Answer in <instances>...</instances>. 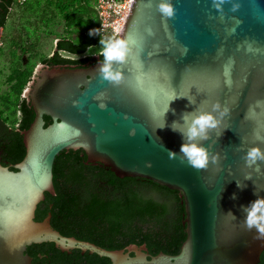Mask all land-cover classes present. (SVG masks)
Wrapping results in <instances>:
<instances>
[{
  "label": "water",
  "instance_id": "95a60500",
  "mask_svg": "<svg viewBox=\"0 0 264 264\" xmlns=\"http://www.w3.org/2000/svg\"><path fill=\"white\" fill-rule=\"evenodd\" d=\"M158 2L133 0L119 35L129 39L131 52L124 65H113L124 69L119 85L102 79L98 55L85 69L35 68L28 83L34 119L21 132L24 157L12 170L0 165V264H32L27 248L43 243L109 264H259L264 240L244 218L245 208L264 198V161L248 167L244 156L251 147L264 151V0H227L222 9L212 0H172V18L161 15ZM217 102L228 114L207 140L191 142L220 159L198 170L181 152L186 135L172 126L186 131L185 115L212 111ZM70 150H82L87 163L102 164L117 178L176 191L186 234L179 253L152 256L134 244L106 250L62 236L49 213L35 221L45 194L55 196L54 161Z\"/></svg>",
  "mask_w": 264,
  "mask_h": 264
},
{
  "label": "trees",
  "instance_id": "16d2710c",
  "mask_svg": "<svg viewBox=\"0 0 264 264\" xmlns=\"http://www.w3.org/2000/svg\"><path fill=\"white\" fill-rule=\"evenodd\" d=\"M94 2L27 0L23 6H18L15 0H1L0 28L6 27L13 9L21 15L37 14V19L46 26L55 19H61L70 38L58 39L57 51L85 55L90 46L100 50L97 36H89V29L97 26ZM89 60H93L92 56L72 62L86 63ZM16 74L14 90L20 93L26 75L14 69L9 81H13ZM20 114L19 130L25 131L34 114L27 110L24 103ZM44 119L45 126L51 123L49 118ZM0 151L2 163H7L12 170L11 165L19 163L25 154L20 132L0 135ZM52 172L55 196L45 194L44 201L37 206L35 221H42L49 213L51 227L62 236L89 242L106 250H122L134 244L145 245L152 256L179 253L186 234L182 224L184 206L176 191L141 178H117L104 165L87 163L82 150L61 152L54 161ZM32 247H36L41 254L55 252L52 262H56L55 257L60 254L51 243ZM85 255L87 264H109L106 258L89 253ZM259 264H264V251Z\"/></svg>",
  "mask_w": 264,
  "mask_h": 264
},
{
  "label": "clouds",
  "instance_id": "9594fccd",
  "mask_svg": "<svg viewBox=\"0 0 264 264\" xmlns=\"http://www.w3.org/2000/svg\"><path fill=\"white\" fill-rule=\"evenodd\" d=\"M213 6L217 9H222V5L227 2V0H212ZM158 11L165 18H172L175 14V9L172 4V0H159L157 4ZM239 8V4H233L232 11H236ZM99 34L97 29H92L89 31V36H94ZM99 53H93L92 47L88 48V52L94 55L102 57L99 66V73L102 79L110 82L113 85H119L124 80V69L114 68V62L118 65H124L127 62L128 56L131 52L130 41L125 37H120L119 35L103 36L100 41ZM226 69V74H227ZM103 94L98 95L95 99H101ZM180 97H187L190 102H194V99H190L188 96L179 95ZM177 95H173L172 100H174ZM101 109L106 107L105 104L101 103L99 105ZM169 110V104L160 114L161 117ZM228 109H221V105L217 102L212 105V111H200L198 114H187L184 117L185 124L187 125L186 131L180 128L175 122L173 123V131L179 130L183 135H186L189 143H183L181 145V152L187 159V162L192 167L200 170L206 169L209 163L217 164L219 162V155H210L209 152L197 143L191 141L200 138L202 140L208 139V132L211 129H216L223 118L228 114ZM219 113V118H217L214 113ZM135 135V130L133 129L130 133ZM170 158L175 157V153L169 150ZM245 164L248 167L257 165L259 161H264V151L261 150L259 146L251 147L247 150L244 156ZM259 171V169L257 168ZM241 186L242 185H238ZM235 198V197H233ZM246 216L244 218V224L246 228L251 231L255 229L256 239L264 240V198H257L255 201L251 202L248 207L245 208ZM227 214L234 217L233 213L229 211ZM235 218V217H234Z\"/></svg>",
  "mask_w": 264,
  "mask_h": 264
},
{
  "label": "rangeland",
  "instance_id": "374dc122",
  "mask_svg": "<svg viewBox=\"0 0 264 264\" xmlns=\"http://www.w3.org/2000/svg\"><path fill=\"white\" fill-rule=\"evenodd\" d=\"M40 14V13H39ZM37 15V14H36ZM24 15L13 9L6 27L1 33L0 44V118L14 128L18 122L17 108L21 95L39 60L53 52L55 42L61 37L70 38L65 32L64 21L55 19L48 26L42 24L38 16ZM27 33V35L25 34ZM99 41V39H98ZM99 43V42H98ZM21 50L26 51L22 53ZM93 53L99 50L92 49ZM93 55L87 52L85 55ZM77 58V57H76ZM23 63L22 72L26 75L22 91L17 93L10 88L7 80L10 67Z\"/></svg>",
  "mask_w": 264,
  "mask_h": 264
},
{
  "label": "flooded vegetation",
  "instance_id": "af4514ba",
  "mask_svg": "<svg viewBox=\"0 0 264 264\" xmlns=\"http://www.w3.org/2000/svg\"><path fill=\"white\" fill-rule=\"evenodd\" d=\"M2 31H3V29H2ZM0 44H1V39H0ZM57 53H58L59 57L57 56ZM86 56H92L93 57V55H88V54L87 55H73V54H69L65 51L58 52L56 49V44H55L53 52L50 53L45 58L40 59L38 66H41L40 67L41 71L45 70V69H71V68L72 69H74V68L85 69V68H88L89 66L95 64L96 61L89 60L86 63H74L72 61L83 59ZM59 59H61V60H59ZM17 65H18V63H15L14 66H12V67H15ZM22 66H24L23 63L20 64L19 68L17 66V68H14V69L16 71L22 72L23 71ZM12 67H10V69H9V74L7 76V80L10 83V88H12L14 90V87L17 84V75L18 74L14 75L16 77L13 78V81H9V78H11L10 75H12V73L14 72V69H12ZM34 71L35 70H33L27 84L25 85V87L23 89L22 95H21V100H20V103H19L18 108H17L18 122H17L16 126L14 128H12L7 123V121L0 118V135H2V134L11 135V134L18 133V132H20V134H21V132H23V131L19 130V120H20V116H21L20 109L24 103L27 110H30L33 112V109L31 107V103H30V99H29V94L31 93L32 86L29 87L28 83H30L32 81V78L34 76ZM35 77H37V76H35ZM26 89L30 90L28 92L27 97L24 96V92ZM33 114H34V112H33ZM44 118H49V117H44ZM44 121H45V119H44ZM2 161H3L2 160V152L0 151V165L9 168V166L6 165L7 163L3 164ZM30 247H31L30 249L26 250V254L32 259V264H87V257L85 255L86 253H81L79 250H71L68 252H61L60 251L59 256H57V258L55 257L56 262H52L51 258L53 257L55 252L50 253V254H41V252H39L36 247H32V246H30Z\"/></svg>",
  "mask_w": 264,
  "mask_h": 264
},
{
  "label": "built area",
  "instance_id": "2783aa9c",
  "mask_svg": "<svg viewBox=\"0 0 264 264\" xmlns=\"http://www.w3.org/2000/svg\"><path fill=\"white\" fill-rule=\"evenodd\" d=\"M18 6H23L27 0H15ZM133 0H95L94 10L97 26L89 29H97L95 35L101 39L103 36L120 35Z\"/></svg>",
  "mask_w": 264,
  "mask_h": 264
}]
</instances>
